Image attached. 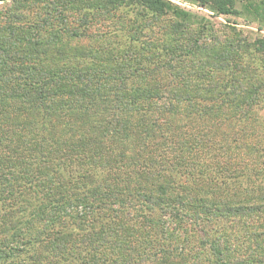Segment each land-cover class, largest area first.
Masks as SVG:
<instances>
[{
	"label": "trees",
	"instance_id": "16d2710c",
	"mask_svg": "<svg viewBox=\"0 0 264 264\" xmlns=\"http://www.w3.org/2000/svg\"><path fill=\"white\" fill-rule=\"evenodd\" d=\"M188 1L257 31L0 0V264H264V0Z\"/></svg>",
	"mask_w": 264,
	"mask_h": 264
},
{
	"label": "rangeland",
	"instance_id": "374dc122",
	"mask_svg": "<svg viewBox=\"0 0 264 264\" xmlns=\"http://www.w3.org/2000/svg\"><path fill=\"white\" fill-rule=\"evenodd\" d=\"M171 1L182 6V7H184V8H187L193 12L206 15V17L209 20H211L212 23L214 24V27H215L214 29L216 30V34L218 33L219 36L225 34V32L223 30H227V29L225 27H221L220 25L226 24L227 21H229L230 23L237 22L236 25L238 28H242L245 30L247 29L250 31L252 30L254 32L257 31L256 21H252V23H249L248 25H246V22L244 21V19L242 17H238V16H229V17L212 16V15H210V12L208 10L202 9L201 7H198L188 0H171ZM0 5H1V2H0ZM112 20L110 21L109 19H103V20H100L98 22L94 21L93 23L88 25L90 27L87 29L89 36L91 34H93L94 37H87V38H82L79 40H74L72 43H79V45H87V44H91V42L93 40H96V39L100 40L101 42H104L107 39V36L109 34V33H105V32L107 30H110V31L113 30ZM164 22H166V21H164ZM164 22L161 21V23H158V24H160L159 26L161 27L164 24ZM73 25L79 26L80 28L85 27V26H82L78 23L73 24ZM260 31L264 33V23H263L262 29ZM101 33H103V35H99ZM108 40H110V39H108ZM242 251H243V249L240 250V255L235 254V258L233 261H236V260H237V262H240L241 260L244 261L245 257L241 256V255H243Z\"/></svg>",
	"mask_w": 264,
	"mask_h": 264
}]
</instances>
